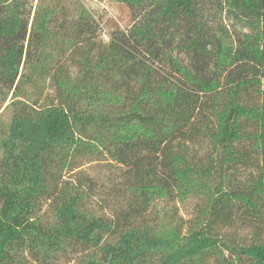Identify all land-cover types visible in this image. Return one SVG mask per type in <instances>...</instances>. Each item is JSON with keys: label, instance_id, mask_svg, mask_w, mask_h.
Masks as SVG:
<instances>
[{"label": "trees", "instance_id": "trees-1", "mask_svg": "<svg viewBox=\"0 0 264 264\" xmlns=\"http://www.w3.org/2000/svg\"><path fill=\"white\" fill-rule=\"evenodd\" d=\"M122 2L142 19L105 44L85 9L63 8L60 19L40 5L30 26L23 0H0V86L12 94L0 124V264L68 254L80 264H264V0ZM212 8L250 33L214 27ZM56 34L76 76L44 55ZM46 79L55 97L29 102L25 87ZM206 141L215 154L196 160L194 145ZM85 154L123 167L126 205L115 216L89 210L83 180L64 178ZM241 169H251L245 180ZM212 171L207 207L186 232L146 221L154 200L191 193ZM238 214L254 223L250 240L218 228Z\"/></svg>", "mask_w": 264, "mask_h": 264}, {"label": "rangeland", "instance_id": "rangeland-1", "mask_svg": "<svg viewBox=\"0 0 264 264\" xmlns=\"http://www.w3.org/2000/svg\"><path fill=\"white\" fill-rule=\"evenodd\" d=\"M40 5L54 8L60 19L63 16V8L67 9L68 12H73V14H78L82 9H85L98 25V41H102L105 44L110 41L111 32L117 27L128 30L134 23L140 22L142 19L134 17L131 9L122 0H23L22 8H24L26 17L30 20V26ZM208 14V20L211 25L216 28L225 26L229 34L235 37L234 39L250 33V29L243 22L231 21L226 13L221 14L212 8L208 10ZM59 25L60 22L56 23L54 29L56 30ZM60 34H56L55 37L48 40L43 51L44 55H48L52 62L60 61L69 66L70 72L76 76L78 68L70 65L71 54L69 53V45ZM234 39H231V41H234ZM231 41L229 39V42ZM172 46L174 53L184 58V54L175 49V42ZM262 80L264 89V78ZM25 91V98L29 102L39 99L40 105L47 104L48 101L55 97V88L50 79L39 81L37 86L33 84L27 85ZM11 97L12 94L8 95L7 89L0 86V124H7L12 116V108L8 107L11 103ZM193 150L197 155L196 160H201L207 153H212L211 144L207 141L195 144ZM74 164L78 168L72 170V167L66 170L64 178L72 183L79 182L78 179L83 180L82 187L90 194L86 199L87 208L99 214L115 216L116 212L126 205L124 197L118 192L121 191L120 188L122 187L123 167L110 160L108 156L95 154H85L76 159ZM193 166L196 170H200L203 167L199 164ZM250 171L251 169H241L238 174L240 180H245ZM211 174L210 180H207L206 176L199 177L196 180L198 184L191 193L183 194L173 200L164 198L154 200L145 213L146 221L151 224L178 223L183 226V230L186 232L190 224L194 223L197 216L207 207L206 202L209 192L204 184L208 182L207 184L210 183L213 186L214 182L218 180V175L214 174V171ZM84 178H88L92 182H88ZM43 210L50 214L52 210L51 204L45 202ZM238 217L239 222L234 226L218 227L220 232H235L239 239L247 238L250 240L254 231V223L243 222L240 214H238ZM81 258L82 255L79 254H68L63 256L57 264H80Z\"/></svg>", "mask_w": 264, "mask_h": 264}]
</instances>
